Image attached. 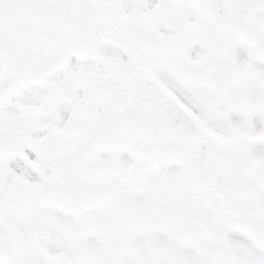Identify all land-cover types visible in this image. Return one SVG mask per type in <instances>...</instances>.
<instances>
[{
  "label": "snow or ice",
  "instance_id": "1",
  "mask_svg": "<svg viewBox=\"0 0 264 264\" xmlns=\"http://www.w3.org/2000/svg\"><path fill=\"white\" fill-rule=\"evenodd\" d=\"M0 264H264V0H0Z\"/></svg>",
  "mask_w": 264,
  "mask_h": 264
}]
</instances>
